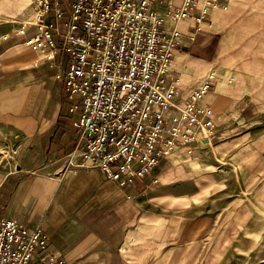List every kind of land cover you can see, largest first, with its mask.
<instances>
[{"label":"crops","instance_id":"1","mask_svg":"<svg viewBox=\"0 0 264 264\" xmlns=\"http://www.w3.org/2000/svg\"><path fill=\"white\" fill-rule=\"evenodd\" d=\"M190 42L189 17L169 76L181 104L209 71L217 127L192 152L121 187L82 157L63 100L66 67L25 45L35 0H0V124L13 145L0 164V218L49 237L41 257L65 264H250L264 238V0H222ZM160 13L163 8H158ZM2 37V38H1ZM264 250H260L262 252ZM260 260V259H258Z\"/></svg>","mask_w":264,"mask_h":264},{"label":"built area","instance_id":"2","mask_svg":"<svg viewBox=\"0 0 264 264\" xmlns=\"http://www.w3.org/2000/svg\"><path fill=\"white\" fill-rule=\"evenodd\" d=\"M36 28L25 45L44 54L53 68L55 54L66 67L63 100L75 114L72 128L82 157L94 162L119 186L151 176L162 159L178 150L192 152L217 124L203 103L216 81L209 71L179 104L178 80L169 76L182 33L175 24L192 17V42L209 12L222 0H35ZM158 8H163L160 13ZM2 38V37H1ZM49 237L14 219L0 218V264H65L40 256Z\"/></svg>","mask_w":264,"mask_h":264},{"label":"rangeland","instance_id":"3","mask_svg":"<svg viewBox=\"0 0 264 264\" xmlns=\"http://www.w3.org/2000/svg\"><path fill=\"white\" fill-rule=\"evenodd\" d=\"M2 133L3 130L0 124V164L6 161H12V150L14 148L13 145H11L9 140H7V138L4 137ZM260 250H264V238L260 240L258 244V250L254 253H250V256L248 258V260H250V264H264V251L258 254Z\"/></svg>","mask_w":264,"mask_h":264}]
</instances>
